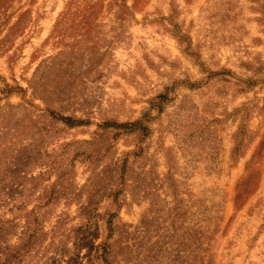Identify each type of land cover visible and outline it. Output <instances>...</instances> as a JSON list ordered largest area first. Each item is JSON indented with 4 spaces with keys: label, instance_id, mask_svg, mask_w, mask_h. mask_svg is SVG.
Instances as JSON below:
<instances>
[{
    "label": "rangeland",
    "instance_id": "rangeland-1",
    "mask_svg": "<svg viewBox=\"0 0 264 264\" xmlns=\"http://www.w3.org/2000/svg\"><path fill=\"white\" fill-rule=\"evenodd\" d=\"M0 264H264V0H0Z\"/></svg>",
    "mask_w": 264,
    "mask_h": 264
}]
</instances>
